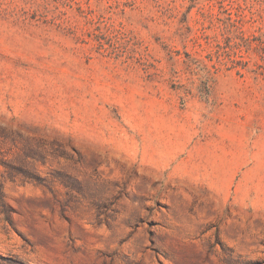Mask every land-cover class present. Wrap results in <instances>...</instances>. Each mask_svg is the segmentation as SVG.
<instances>
[{
	"label": "rangeland",
	"instance_id": "1",
	"mask_svg": "<svg viewBox=\"0 0 264 264\" xmlns=\"http://www.w3.org/2000/svg\"><path fill=\"white\" fill-rule=\"evenodd\" d=\"M0 184V264H264V0H0Z\"/></svg>",
	"mask_w": 264,
	"mask_h": 264
},
{
	"label": "trees",
	"instance_id": "2",
	"mask_svg": "<svg viewBox=\"0 0 264 264\" xmlns=\"http://www.w3.org/2000/svg\"><path fill=\"white\" fill-rule=\"evenodd\" d=\"M29 178V177H27ZM29 180L37 182L41 184L40 179H36L35 177H30ZM0 216L3 217V220L6 222L11 223V216H12V210L9 208L5 201V197L2 193L1 184H0Z\"/></svg>",
	"mask_w": 264,
	"mask_h": 264
}]
</instances>
